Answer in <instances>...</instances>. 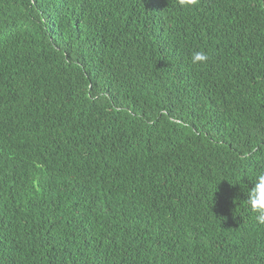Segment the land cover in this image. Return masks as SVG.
<instances>
[{
	"label": "trees",
	"instance_id": "trees-1",
	"mask_svg": "<svg viewBox=\"0 0 264 264\" xmlns=\"http://www.w3.org/2000/svg\"><path fill=\"white\" fill-rule=\"evenodd\" d=\"M261 173L264 0H0V264H264Z\"/></svg>",
	"mask_w": 264,
	"mask_h": 264
},
{
	"label": "clouds",
	"instance_id": "clouds-1",
	"mask_svg": "<svg viewBox=\"0 0 264 264\" xmlns=\"http://www.w3.org/2000/svg\"><path fill=\"white\" fill-rule=\"evenodd\" d=\"M181 7H192L198 4V0H178ZM208 56L203 52H195L191 57L193 64H203ZM248 206L259 224L264 225V173L259 174L253 187L247 193Z\"/></svg>",
	"mask_w": 264,
	"mask_h": 264
}]
</instances>
